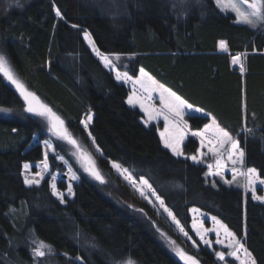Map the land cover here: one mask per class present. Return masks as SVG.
I'll return each instance as SVG.
<instances>
[{"label":"trees","instance_id":"1","mask_svg":"<svg viewBox=\"0 0 264 264\" xmlns=\"http://www.w3.org/2000/svg\"><path fill=\"white\" fill-rule=\"evenodd\" d=\"M83 32L119 71L144 70L209 116L187 117L191 127L212 118L231 134L224 165L213 156L196 164L172 156L159 127L145 126L126 105L128 91ZM243 53V67L234 65ZM0 54L86 146L101 176L79 169L1 71L0 264H182L165 237L198 264L235 263L225 249L196 250L182 240L109 162L144 178L192 239L189 211L197 208L264 264L262 28L238 24L213 0H0ZM87 112L101 154L80 126ZM184 149L193 154L197 144Z\"/></svg>","mask_w":264,"mask_h":264},{"label":"rangeland","instance_id":"2","mask_svg":"<svg viewBox=\"0 0 264 264\" xmlns=\"http://www.w3.org/2000/svg\"><path fill=\"white\" fill-rule=\"evenodd\" d=\"M213 1L222 12L233 14L238 24L252 29L262 28L264 30V0ZM82 37L92 55L107 70L111 71L115 81L123 85L128 91L126 105L142 114L141 121L145 126L155 125L159 127L158 133L162 145L172 156L188 160L194 164L199 163L204 157L213 156L216 164L224 165L223 155L231 141V134L219 127L212 118H209V121L200 129L191 127L187 117L209 116L198 108L188 105L170 89L161 86L146 71L140 69L135 76L125 71H119L114 66L112 57L101 54L87 32H83ZM244 59V53L238 54L234 60V65L243 67ZM11 68L12 65L9 60L0 54V72L2 71L4 81L18 93L26 106V111L31 116L40 118L45 124L46 132L66 145L70 156L86 176L100 181V173L92 156L85 149L86 146L73 138L66 123L61 120L58 114L28 92L27 87L17 78ZM91 119L92 113L87 112V116L82 119L80 126L84 129L87 140L92 144L95 151L101 154L88 130ZM189 141L197 144V150L193 154L186 153L184 149ZM109 166L115 175L159 216L163 217L174 232L182 240L187 241L192 248L196 250L206 248L209 251H214L218 247L229 252V257L235 261L234 264H256L241 241L220 220L197 208H191L189 211L190 228L196 240L192 239L144 178H134L129 171L115 162H109ZM21 210H23L22 207L19 208V211ZM164 240L169 251L178 260L181 261L187 255L171 240L166 239V237ZM223 256L224 254H219V258L223 259Z\"/></svg>","mask_w":264,"mask_h":264},{"label":"water","instance_id":"3","mask_svg":"<svg viewBox=\"0 0 264 264\" xmlns=\"http://www.w3.org/2000/svg\"><path fill=\"white\" fill-rule=\"evenodd\" d=\"M182 264H198L191 256L185 255L182 260Z\"/></svg>","mask_w":264,"mask_h":264}]
</instances>
